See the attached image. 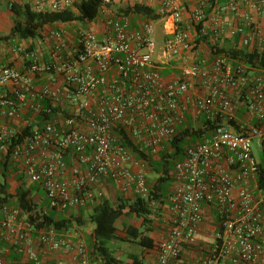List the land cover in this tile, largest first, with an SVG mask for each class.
<instances>
[{
  "label": "built area",
  "instance_id": "1",
  "mask_svg": "<svg viewBox=\"0 0 264 264\" xmlns=\"http://www.w3.org/2000/svg\"><path fill=\"white\" fill-rule=\"evenodd\" d=\"M17 1L43 13L73 10L81 0H8L9 8ZM156 1L163 17L160 44L152 23L132 27L129 16L102 0L98 31L77 29L69 36L52 30L47 57L28 46L11 47L23 65L0 61V174L5 161L8 173L20 169L43 191L49 209L60 212L98 204L105 199L97 188L104 181L127 198H146L147 164L118 132L155 156L190 118L189 126L203 133L174 162L170 230L156 249L157 264L177 261L185 247L196 245L207 209L213 228L196 264H264V192L254 155L257 143L264 156V69L216 53L225 39L238 37L235 48L254 42L253 51L264 54L258 22L264 0H200L186 24L177 0ZM198 34L201 42H213L212 56L196 54ZM165 67L174 72L171 80L163 79ZM254 70L258 75L251 78ZM238 105L257 123H241ZM21 108L30 121L16 131L9 122ZM10 199L0 205V264L13 252L18 264H46L41 254L59 251L76 264H91L76 232L37 228Z\"/></svg>",
  "mask_w": 264,
  "mask_h": 264
},
{
  "label": "trees",
  "instance_id": "2",
  "mask_svg": "<svg viewBox=\"0 0 264 264\" xmlns=\"http://www.w3.org/2000/svg\"><path fill=\"white\" fill-rule=\"evenodd\" d=\"M102 0H81L76 4L73 10H64L60 12H37L34 11L30 4L22 3L21 5L12 3L10 10L16 15H22L23 21H18L11 28V31L6 36L0 35V41L8 40L9 38L16 36L19 38H35L40 37V31L47 24L52 23H67V22H89L93 21L97 15L98 8L101 5ZM133 11L137 14L145 16L149 20H158L160 16L150 7L135 4ZM199 27H197V30ZM203 37L198 34L195 38V43L199 44ZM223 52L230 55L231 58L240 60L246 63L248 66L264 69V54L256 51H248L247 49H237L235 47L228 49H218L216 53ZM48 107L47 104H44ZM48 116V115H47ZM207 123V122H206ZM29 130V126L24 129L23 133L26 134ZM202 131L193 129L189 126V122H186L184 128H178L177 132L167 146L170 148L168 152L166 145L157 153V159L147 152L140 151L136 146L132 145L128 138L120 131L118 136L125 141L126 145H129L135 152L138 158L144 159L148 170L156 174L154 183L149 186V194L146 198L136 197L133 201L129 202L121 197L115 198L114 201H108L103 199L98 204L91 207V213L88 220L93 224L91 232V239L87 245V251L89 260L96 264H120L121 261L116 259L113 255V251L107 247L110 241L118 239L116 222L123 216H135L140 219V226L135 227L128 225L125 229V238L123 240L130 241L136 245L147 248L157 249L155 240L151 237L150 233L153 231V219L150 216L158 212L153 208V203L165 204L167 200V194L170 191L174 162L180 160L183 157V148L189 143H194L198 140ZM7 161L2 164V171L0 174V205L4 202H8L12 197L8 193L9 189V175L7 172ZM258 186L264 192V156L261 155L258 164ZM170 184L168 188L167 185ZM168 188V189H167ZM39 190V188H37ZM17 201L19 206L29 213V220L31 222H37L36 227H54L57 231L69 230L74 223L79 226H84L86 223L82 219L81 215H77L72 219L64 218L55 215V210L50 209V212L43 214L39 217L37 214L32 215L36 207L37 199L29 198L28 191H19L17 193ZM132 264H142L141 261L134 256L132 258Z\"/></svg>",
  "mask_w": 264,
  "mask_h": 264
},
{
  "label": "crops",
  "instance_id": "3",
  "mask_svg": "<svg viewBox=\"0 0 264 264\" xmlns=\"http://www.w3.org/2000/svg\"><path fill=\"white\" fill-rule=\"evenodd\" d=\"M177 1L182 5V20H184L186 24L189 22L188 20H189L190 11H192V9H194L196 6L199 5L200 0H177ZM218 1H223V0H218ZM110 2H111L110 8L114 13H125L127 16H129V18L131 19L132 27H137L142 22H146V21L152 23L155 28V32H156L155 37L157 36L156 26L158 27L161 26L162 21H163V17L159 13V10H160L159 1H156V0H110ZM22 3L24 2H19V1L16 2V4L18 5H21ZM135 4L150 7L160 16V18L158 20L153 21V20L147 19L145 16L141 14L135 13L133 11V7ZM13 15L17 16V18H15L14 21L11 20V17H14ZM95 20L96 19H94L93 21H89V22L84 21L80 23H84L85 25H87L90 30L98 31L99 26ZM18 21H23V16L16 15L10 10L8 6V0H0V35L1 36L8 35L11 31V28ZM258 22L261 25H264L263 19L259 18ZM76 23L77 21L67 22V23L56 22L52 24H47L40 31L41 38L35 37V38L24 39V38L13 36L9 38L8 40L0 41V61L10 62L12 65L16 67H21L23 65V62L20 56H14L10 52L11 47L14 44L28 46L31 49H35L36 51L40 52L43 56L47 57V54L49 51V39L47 38L48 34L52 30L64 29L68 33L69 36H72L73 32L76 31V29L74 28V26L77 25ZM71 28H74L75 30L73 29L71 30ZM156 41L158 44H160L162 40L159 42V40H157L156 38ZM237 42H238V37H232V38L230 37V38L225 39L224 42L221 44V46L224 49H228V48L234 47L237 44ZM216 43L219 45L221 42H215V44ZM212 45H213V42H207V43L200 42L198 47L195 49V52L200 57H210L212 56V54L210 53V50H211L210 48L212 47ZM255 45L256 44H254L253 42L252 45L250 47H247L246 49L248 51H253V49L255 48ZM168 68L169 67H165L164 71H162L163 79L165 81L171 80L174 77V72L168 71L169 70ZM249 74L251 78H254L255 76L258 75V72L254 70V71H250ZM57 81L60 82V79L58 77H57ZM2 90L4 91L6 90V88L3 87ZM231 95L233 96V98L237 97L236 93H232ZM30 114L31 113L26 108H21L18 112V116L9 122L10 127L16 131L21 130L22 128L27 126L28 121H30ZM237 116H238V120L241 123H244L247 125H254L255 123H257V120L251 117L246 112V110L240 105H238L237 107ZM4 120L5 118L2 115H0V123H2ZM8 175H9L8 193L12 195L10 201L13 204H14V201L16 202L17 200L16 195L19 191H28L29 198H35L34 195L32 194L33 189L28 184H26V182L24 181L25 175L21 172L20 169H14V170L12 169L8 173ZM154 177L156 178V174L154 175ZM154 177H151L150 171H148V174H147L148 186H151V184L154 183V181H151L152 179L150 180V178H154ZM97 188L104 193V197L108 201H114L115 198L117 197H121L122 199L128 201V203L133 201V199L123 196L122 193H120V191L117 190V188L113 185L111 181H107V182L104 181L101 184H99ZM43 200H45L44 197H43ZM161 209H162V212H160L158 216L157 215L150 216V218L153 219V231L150 233V235L155 240V244H157V246L163 239L166 238L170 230V221H169L170 211H169V205H168L167 200H166V203L163 204ZM69 210L71 211L73 209H69ZM77 210H78L77 213L69 212L65 214L64 218L72 219L73 217L80 214L83 219L85 212L86 211L88 212L91 209L81 208ZM119 220L116 222V227H117V223H120V230L117 227L118 239L113 240L114 250L112 251H113L114 257L118 259L119 261H121L120 264H132V258L134 256H137V258L141 261L142 264H157L156 248L147 249V248H142L139 246L141 250L138 254L130 253L128 254L126 259H123V255L121 252L117 250V247L121 246V248H123L125 244L130 242L127 240H123L125 238L124 231L128 225L139 227L140 219L131 215V216H123ZM211 220H212V213L209 209H207L206 210V221L200 227L196 245L185 247L179 259L177 261H172L169 264H196L197 263L198 259H200L206 253V246H207V243L209 242V236L213 228ZM92 229H93V224L86 223L84 226L79 227L80 231L76 230V233L80 236V238L83 240L86 246L89 244V241L91 239L90 235H91ZM67 232L69 231L67 230ZM41 258L43 262H45L46 264H76L72 256L64 251H59V252L47 254V255L41 254ZM19 259H20L19 254L13 252L11 253V255L7 257L6 264H18ZM91 264H96V263L92 262Z\"/></svg>",
  "mask_w": 264,
  "mask_h": 264
},
{
  "label": "rangeland",
  "instance_id": "4",
  "mask_svg": "<svg viewBox=\"0 0 264 264\" xmlns=\"http://www.w3.org/2000/svg\"><path fill=\"white\" fill-rule=\"evenodd\" d=\"M14 16V15H13ZM15 18H17V16H14V17H11V20L12 21H14L15 20ZM77 25H75L74 26V28L77 30V29H79V30H81L82 32H88L90 29H89V27L87 26V25H85L84 23H80V22H77L76 23ZM74 28H71V30L73 29V30H75ZM156 31H157V36L155 37V38H157V40H159V42L164 38V34H163V32H162V30H161V26H156ZM74 33V32H73ZM155 34H156V32H155ZM45 35V34H44ZM41 36V35H40ZM38 37V36H37ZM38 38H41V37H38ZM168 71H171V70H168ZM191 121V119L189 118V122ZM193 129H194V126L192 127ZM167 146V145H166ZM166 150L169 152L170 151V148L167 146L166 147ZM254 155H255V157L256 158H260L261 157V153H260V151H259V146H258V144L257 143H255L254 144ZM157 155H155L154 156V158L155 159H157V157H156ZM148 171H150V170H148ZM150 174H151V177H154V173L153 172H151L150 171ZM153 175V176H152ZM1 179V178H0ZM152 179V180H151ZM155 177L154 178H150V180L151 181H155ZM24 181L26 182V184H28L33 190H32V194L34 195V197H35V199H37V202H36V207H35V209H34V212H33V215L34 214H37L39 217H42V215L43 214H47V213H49L50 212V209H49V207L47 206V203H46V201L45 200H43V197H44V193L39 189V190H37V185H33L32 183H30L28 180H27V178H26V176H25V178H24ZM152 183V182H151ZM152 185V184H151ZM168 186V188L170 187V184L169 185H167ZM167 188V189H168ZM153 205V208L154 209H157L158 210V212H156L154 215H157L158 216V214H160V212H162V204H159V203H153L152 204ZM85 210H87V209H85ZM84 210V211H85ZM69 212H73V213H77L78 212V210L77 209H73V210H66V211H64V212H60V211H55L54 213H55V215H57V216H60V217H64L65 216V214H67V213H69ZM90 213H91V210L90 211H86L85 212V215H84V218H83V220L85 221V223H90L89 222V220H88V217H89V215H90ZM119 221H121V220H119ZM79 225H77L76 223H74L73 224V226L68 230L69 231V233H71V234H73L74 232H76V230H79ZM94 227V226H93ZM117 227H118V229L120 230V223H117ZM80 231V230H79ZM121 244H123V243H121ZM107 247L109 248V249H111V250H114V243H113V241H110L108 244H107ZM117 250L119 251V252H121L122 253V255H123V259H126L127 258V256H128V254H138L139 252H140V247L138 246V245H136L135 243H131V242H128L127 244H125L124 246H123V248H121V246L120 247H117ZM122 259V260H123Z\"/></svg>",
  "mask_w": 264,
  "mask_h": 264
}]
</instances>
